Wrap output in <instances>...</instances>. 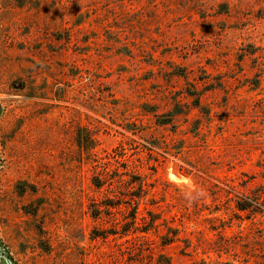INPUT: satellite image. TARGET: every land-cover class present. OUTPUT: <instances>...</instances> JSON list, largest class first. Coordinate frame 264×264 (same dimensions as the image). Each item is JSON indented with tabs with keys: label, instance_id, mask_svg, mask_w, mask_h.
Wrapping results in <instances>:
<instances>
[{
	"label": "rangeland",
	"instance_id": "1",
	"mask_svg": "<svg viewBox=\"0 0 264 264\" xmlns=\"http://www.w3.org/2000/svg\"><path fill=\"white\" fill-rule=\"evenodd\" d=\"M0 264H264V0H0Z\"/></svg>",
	"mask_w": 264,
	"mask_h": 264
},
{
	"label": "trees",
	"instance_id": "2",
	"mask_svg": "<svg viewBox=\"0 0 264 264\" xmlns=\"http://www.w3.org/2000/svg\"><path fill=\"white\" fill-rule=\"evenodd\" d=\"M189 94H190V96H195V94H196V97H195L193 102H194V106L198 107L200 105V99H199L200 97L198 96V93H189ZM138 188L141 190L140 186ZM236 207L239 210L244 211V210H247V209L251 208L252 205L247 203V201L240 200V201H237Z\"/></svg>",
	"mask_w": 264,
	"mask_h": 264
},
{
	"label": "bare ground",
	"instance_id": "3",
	"mask_svg": "<svg viewBox=\"0 0 264 264\" xmlns=\"http://www.w3.org/2000/svg\"><path fill=\"white\" fill-rule=\"evenodd\" d=\"M173 178H174V176H173Z\"/></svg>",
	"mask_w": 264,
	"mask_h": 264
}]
</instances>
